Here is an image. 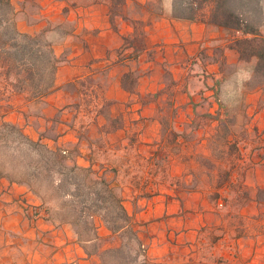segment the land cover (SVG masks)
I'll return each instance as SVG.
<instances>
[{"label": "crops", "instance_id": "1", "mask_svg": "<svg viewBox=\"0 0 264 264\" xmlns=\"http://www.w3.org/2000/svg\"><path fill=\"white\" fill-rule=\"evenodd\" d=\"M26 1L12 0L14 17L20 20L21 32L33 33L37 30L18 14L17 4ZM38 1L42 19L70 25L54 48L55 88L44 99L45 109L35 116L25 117L27 102L17 107L22 96L8 94L0 102V124H18L33 140L62 148L78 166H92L100 175L112 169L118 174L124 167L112 159L118 152L135 148L140 158L151 160L148 180L158 189L147 188L145 196L130 182L122 188L123 206L143 258L167 264H264V216L256 221L264 214V202L257 198L258 190L264 189V83L245 96L248 111H225L220 65L224 59L239 61L228 34L201 22L174 19L172 0H164L159 12L153 9L155 0ZM85 103L88 112L82 111ZM107 105L108 113L100 111ZM57 113L58 138L41 137ZM116 120L120 126L111 128ZM230 127H239L228 140L242 155L234 170L256 190L244 205L251 209L242 207L239 212L248 225L239 228L232 223L234 213L222 215L215 209L213 192L195 187L205 179L209 185L211 178L208 165L194 157L201 149L209 156L211 141ZM94 132L108 136L103 147L92 140ZM130 136L136 143H129ZM97 153L105 160H96ZM245 153L249 154L243 157ZM258 153L261 159H255ZM162 163L168 168L161 181L166 185L154 171ZM233 174H228L230 183H236ZM102 231V237L111 235L105 226L99 227ZM0 264L102 261L90 255L74 227L58 220L27 186L0 177Z\"/></svg>", "mask_w": 264, "mask_h": 264}, {"label": "trees", "instance_id": "2", "mask_svg": "<svg viewBox=\"0 0 264 264\" xmlns=\"http://www.w3.org/2000/svg\"><path fill=\"white\" fill-rule=\"evenodd\" d=\"M116 2L119 4L122 0ZM172 17L201 22L225 31L231 38L230 49L238 54L239 61L253 63L254 74L264 78V0H172ZM68 33L64 32L61 36ZM55 45L56 43L44 40L43 31L21 32L14 17L12 0H0V81H4L5 89L8 90L6 93L26 95L28 109H31V104L41 103L55 88L58 67V60L54 55ZM46 73L48 74L44 76ZM37 79L40 83L45 79L46 84L36 82ZM27 82L31 84L27 86ZM28 87L32 89V93L28 91ZM5 111L8 113L9 109ZM27 115L28 112L25 117ZM0 141L4 145L2 148L15 145L20 150L26 148L22 152L27 155L34 154L37 157L32 165H28L31 171L27 169L23 173L27 179L17 178L7 172L4 166H0V177L27 186L43 200L53 214L54 210L47 204L46 190L56 196H63L62 192H65L69 200H62V205L68 210L69 218L58 220L70 223L79 241L88 248V253L98 255L102 264H167L149 259L131 260L122 244L101 249L103 237L99 226L95 224L96 217L92 211H99L100 203H108L109 198L103 196L104 191L110 194V200L118 204L123 218L130 222L119 229L108 226L111 235L107 238L118 235L121 229L129 228L132 223L123 206L122 188L119 195L115 194L118 187L114 185L116 170H106L100 175L92 166L80 167L69 155L63 153L65 150L62 148L50 147L41 138L33 140L23 127L12 122L4 121L0 124ZM10 155L11 164L15 165L11 171H15L16 164L22 165V162L16 155ZM98 186H102V191L98 190ZM38 214L39 212H35L36 216ZM89 245H92V249Z\"/></svg>", "mask_w": 264, "mask_h": 264}, {"label": "rangeland", "instance_id": "3", "mask_svg": "<svg viewBox=\"0 0 264 264\" xmlns=\"http://www.w3.org/2000/svg\"><path fill=\"white\" fill-rule=\"evenodd\" d=\"M164 9V0H155L153 9L156 12H159V9ZM17 9L19 10L21 21L25 22L26 24L30 25V27H34L35 33H38L40 31L44 32V40L46 42L51 43H58L61 39L60 36L64 32L70 31V25L66 23L60 24L59 20H44L42 17H40V4L38 0H27L26 3L17 4ZM17 14V15H18ZM19 17V18H20ZM16 19V17H15ZM17 22L20 20H16ZM58 27V28H57ZM37 28V29H36ZM53 30V31H51ZM34 33V32H33ZM226 39L230 41V36L227 35ZM227 59H224L222 64L220 65L221 70L223 72V82H224V92L222 94L224 105H226L225 111L232 115L235 112L242 113L243 111H248V106L246 105V97L248 95L249 91H252L253 89L257 88L261 83H263L264 78L262 76H257L254 74V67L253 63H247V62H234L226 61ZM48 73L44 74L46 76ZM49 76V75H48ZM36 82L40 83V80H36ZM48 82V80H47ZM41 83H45L43 80ZM40 83V84H41ZM31 83L27 82V86H29ZM5 83L3 80L0 81V102L3 100H7V95L10 94V92L6 93L8 90L5 89ZM29 92L32 93V89L30 87L27 88ZM6 90V91H5ZM5 92V93H4ZM52 92V90H51ZM4 93V97H2V94ZM30 95V93H29ZM46 98V97H45ZM44 98V99H45ZM37 102V104H31V109H28V116H35L40 115L41 112L45 109V101ZM28 102V97L26 95L22 96L21 100H17V107H25V104ZM81 104V103H80ZM87 103H85L82 107L83 112H88ZM30 106V105H29ZM98 108V107H97ZM30 110V111H29ZM100 111H104L106 113L109 112V107L103 106ZM52 113V112H51ZM59 118L60 114L57 113L54 117L50 118V122L48 124L47 131L41 134V137L45 139H56L58 138V126H59ZM121 122L119 120L111 122V128H117L120 126ZM229 124L232 126L233 122L229 121ZM231 129L228 130L226 128L224 130V135H222L220 138H216L214 141H211V145L208 148L209 149V156L204 155V152L199 151L197 155L194 157V159L199 163H205L208 165L209 169V176L211 182L206 184V181L208 179L203 180V182H199L196 184L195 187L200 188V190H203L205 192H213L212 195H210V201L215 206V209H218L221 211L222 215H227L230 213H234V217L232 218L234 226L239 228V226H247L248 220L245 217L240 216L239 212L244 207V205L247 203V197L250 194H254L255 188L253 185H246L244 182H242L241 172H237L234 170V166L237 162H239V159L242 158V155L238 154L236 150V145L234 141H229L228 137L231 138L232 133H235L234 130L239 131V127H230ZM108 140L107 135L101 134V132H94L92 135V140L96 143L98 147H103L105 145V140ZM119 140V139H118ZM129 143L132 145L136 143L135 139L130 136L128 139ZM45 143V142H44ZM46 144V143H45ZM120 144V143H119ZM48 146L52 147L51 145L47 144ZM3 143L0 141V166H4L5 170L7 172H10L11 174H14L17 178L25 180L27 179L23 173L25 170L31 171V167L28 165H32V163L35 162L36 158L34 154L31 156L27 155L25 149L20 150L15 145L11 147H5L2 148ZM72 155L75 151L73 147H71ZM121 146H117L116 149L120 151ZM135 148H132L130 152L128 153H122L118 152L117 154H114L112 159L117 162L118 165H124V167L119 169V172L117 174V184L118 186L115 189V194H120V189L123 187H127L129 185V182L132 183V188L138 189V191L144 192L145 196H148V193L145 192L147 188H151L154 192L155 189H158L157 186H152L150 184L148 178L152 175L153 168H150L151 160H148L145 158H140V156L136 153L134 150ZM8 154V155H7ZM16 155L18 160L22 162V165L16 164L17 169L15 171L12 170L11 160L9 159V156ZM249 153H245L243 157L248 156ZM69 154H67L68 156ZM71 157V154L69 155ZM263 156L261 154H256L255 159H261ZM96 160L104 161L105 157L103 153H97L94 157ZM114 161V162H115ZM128 162V165L124 164ZM30 168V169H29ZM154 171L157 174H160L159 182L162 181V177L167 175L168 168L166 167L165 163L161 164V167L159 169H154ZM201 171V170H200ZM199 172V170H198ZM233 173H236V183H233L229 181L228 174L231 176H234ZM111 175V174H110ZM83 177V176H80ZM58 179V177H57ZM202 180L203 178L200 177ZM137 182L136 184L133 182ZM132 181V182H131ZM167 183V182H166ZM216 184V185H215ZM157 185V184H156ZM161 185H166L161 182ZM217 190L214 192L213 190ZM98 190L102 191V186H98ZM43 192H45L43 190ZM47 204L50 208L54 210V214L57 219H65L67 220L69 218V212L68 210L63 207L62 200H69L68 197H66L65 192H62L63 196H56L53 195L51 191L45 192ZM115 195V196H116ZM143 195V194H142ZM103 196L106 198H109L108 203H100L101 208L99 211H92L94 216L96 217L95 224L96 226H105V227H113V228H122L123 226L128 225L130 222H127L119 209L118 204L116 202L110 200V194L105 192L103 193ZM117 197V196H116ZM257 198L258 202L262 201L264 202V189H259L257 192ZM222 204V206H220ZM254 210L259 212L261 207H253ZM244 209H251V205L248 207L246 205ZM220 214V213H219ZM264 214H259L256 218L257 223L260 221V217H263ZM132 225V224H130ZM82 226V225H81ZM84 227V226H83ZM102 235H104V232H100ZM100 243V242H99ZM124 245V248L126 250V254L129 255V257L132 259H138V260H144L141 256V251L139 250L137 240H136V234L132 227L129 228L124 227V231L121 234H118L117 236H112L111 238L103 237L101 241V249L118 246V245ZM90 249H92V245H89ZM152 260V259H149ZM155 261V260H153Z\"/></svg>", "mask_w": 264, "mask_h": 264}, {"label": "built area", "instance_id": "4", "mask_svg": "<svg viewBox=\"0 0 264 264\" xmlns=\"http://www.w3.org/2000/svg\"><path fill=\"white\" fill-rule=\"evenodd\" d=\"M63 153H64V154H67V152H65V151H64ZM220 206H222V204H220Z\"/></svg>", "mask_w": 264, "mask_h": 264}]
</instances>
